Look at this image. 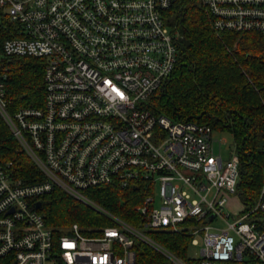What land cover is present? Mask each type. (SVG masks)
I'll use <instances>...</instances> for the list:
<instances>
[{
    "label": "built area",
    "instance_id": "built-area-1",
    "mask_svg": "<svg viewBox=\"0 0 264 264\" xmlns=\"http://www.w3.org/2000/svg\"><path fill=\"white\" fill-rule=\"evenodd\" d=\"M179 1L0 0V63L43 59L45 86L41 107L11 111L7 69H0V119L42 178L26 184L12 178L10 163H0V258L136 264L140 243L169 264H264V182L246 208L236 191L238 158L215 153L213 130L147 108L176 66L180 36L167 25L166 11ZM193 1L216 34L264 37V0ZM106 186L143 191L135 224L87 194ZM54 189L109 226L86 236L72 224L56 236L34 207ZM232 198L239 212L222 215ZM217 218L233 222L213 229ZM160 231L185 235L193 245L202 233L200 257L174 255L150 234Z\"/></svg>",
    "mask_w": 264,
    "mask_h": 264
},
{
    "label": "trees",
    "instance_id": "trees-1",
    "mask_svg": "<svg viewBox=\"0 0 264 264\" xmlns=\"http://www.w3.org/2000/svg\"><path fill=\"white\" fill-rule=\"evenodd\" d=\"M166 23L179 33L177 62L171 75L152 94L147 108L171 121L206 125L232 135L238 158L236 185L240 202L250 207L264 182V37L256 32L216 34L203 8L193 0H180L166 11ZM9 110L39 108L44 98L43 59H4ZM0 163L26 184L41 175L0 119ZM143 191L130 186L89 190V197L121 219L135 224L134 208ZM45 226L54 234L78 224L86 236L108 222L58 189L38 198ZM257 215L256 218H260ZM264 223V222H263ZM174 255L188 260L190 238L171 231L150 233ZM136 264H169L150 247L135 243ZM0 264H10L0 258Z\"/></svg>",
    "mask_w": 264,
    "mask_h": 264
},
{
    "label": "rangeland",
    "instance_id": "rangeland-1",
    "mask_svg": "<svg viewBox=\"0 0 264 264\" xmlns=\"http://www.w3.org/2000/svg\"><path fill=\"white\" fill-rule=\"evenodd\" d=\"M212 138L214 141L215 153L218 154L220 152L223 159H227L231 153H235V145H234L233 137L230 133L221 132V131H213ZM220 142H224V144H220ZM238 204H239L238 201L232 198L228 202L227 206L223 209L221 214L222 215H226V214L231 215L233 213L237 214L239 212ZM155 205L156 206L159 205L158 197H156ZM226 222L232 223L233 220L229 218L228 220H226ZM226 222L220 218H217L210 224V227H212L213 229L217 228L219 230H222L227 227ZM213 229H211L210 232L217 233V230H213ZM202 236H203L202 233L195 235L194 239L197 241V244L196 245H193L192 243L189 244L188 251H187V257L189 259H197L200 257V250L203 247Z\"/></svg>",
    "mask_w": 264,
    "mask_h": 264
},
{
    "label": "water",
    "instance_id": "water-1",
    "mask_svg": "<svg viewBox=\"0 0 264 264\" xmlns=\"http://www.w3.org/2000/svg\"><path fill=\"white\" fill-rule=\"evenodd\" d=\"M34 207H35L36 209H39V208L41 207V203H40V202H37V203L34 205Z\"/></svg>",
    "mask_w": 264,
    "mask_h": 264
}]
</instances>
